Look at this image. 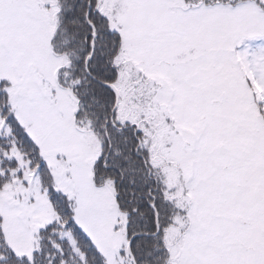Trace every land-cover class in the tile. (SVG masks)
Instances as JSON below:
<instances>
[{
  "label": "snow or ice",
  "instance_id": "1",
  "mask_svg": "<svg viewBox=\"0 0 264 264\" xmlns=\"http://www.w3.org/2000/svg\"><path fill=\"white\" fill-rule=\"evenodd\" d=\"M0 264H264V0H0Z\"/></svg>",
  "mask_w": 264,
  "mask_h": 264
}]
</instances>
